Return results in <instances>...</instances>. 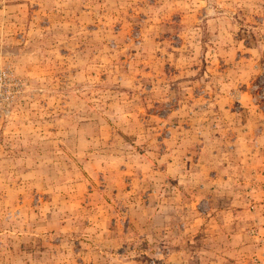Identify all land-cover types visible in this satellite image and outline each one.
<instances>
[{"label":"rangeland","instance_id":"374dc122","mask_svg":"<svg viewBox=\"0 0 264 264\" xmlns=\"http://www.w3.org/2000/svg\"><path fill=\"white\" fill-rule=\"evenodd\" d=\"M0 264H264V0H0Z\"/></svg>","mask_w":264,"mask_h":264}]
</instances>
